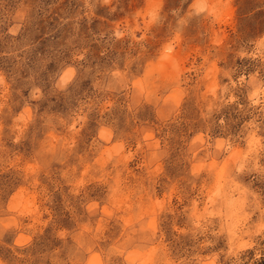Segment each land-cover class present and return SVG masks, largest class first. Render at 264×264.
Returning a JSON list of instances; mask_svg holds the SVG:
<instances>
[{
    "label": "rangeland",
    "instance_id": "obj_1",
    "mask_svg": "<svg viewBox=\"0 0 264 264\" xmlns=\"http://www.w3.org/2000/svg\"><path fill=\"white\" fill-rule=\"evenodd\" d=\"M0 264H264V0H0Z\"/></svg>",
    "mask_w": 264,
    "mask_h": 264
}]
</instances>
